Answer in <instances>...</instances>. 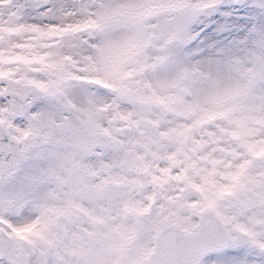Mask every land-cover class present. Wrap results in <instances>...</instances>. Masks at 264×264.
Returning a JSON list of instances; mask_svg holds the SVG:
<instances>
[{"label":"snow or ice","instance_id":"1","mask_svg":"<svg viewBox=\"0 0 264 264\" xmlns=\"http://www.w3.org/2000/svg\"><path fill=\"white\" fill-rule=\"evenodd\" d=\"M0 264H264V0H0Z\"/></svg>","mask_w":264,"mask_h":264}]
</instances>
